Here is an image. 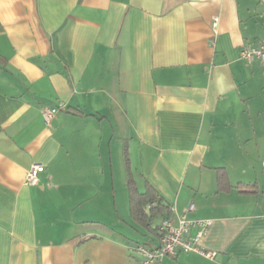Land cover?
I'll use <instances>...</instances> for the list:
<instances>
[{"label": "crops", "instance_id": "obj_1", "mask_svg": "<svg viewBox=\"0 0 264 264\" xmlns=\"http://www.w3.org/2000/svg\"><path fill=\"white\" fill-rule=\"evenodd\" d=\"M260 41L263 0H0V264H138L182 213L214 255L158 264H264ZM130 182L169 209L135 220Z\"/></svg>", "mask_w": 264, "mask_h": 264}, {"label": "built area", "instance_id": "obj_2", "mask_svg": "<svg viewBox=\"0 0 264 264\" xmlns=\"http://www.w3.org/2000/svg\"><path fill=\"white\" fill-rule=\"evenodd\" d=\"M264 11V0H263ZM217 17L213 18V24L216 23ZM241 56L246 60L254 58L259 59L264 68V41L256 44L245 43L241 47ZM64 106L62 101H58L55 105L43 108L41 114L45 122L55 114L58 108ZM43 170V164L34 163L26 171L25 182L35 183L37 181L38 173ZM193 208V203L187 206L186 211L189 212ZM208 219L190 220L186 213L179 214L177 222L172 223L170 219H163L157 227V240L154 244L147 247L144 244H138L135 250L141 255L138 264H158L164 256H173L179 249L183 251H197L201 254L212 257L213 250H206L198 245L199 238L204 234L205 228L208 225ZM191 224L199 226V230L193 237H186L184 234Z\"/></svg>", "mask_w": 264, "mask_h": 264}, {"label": "trees", "instance_id": "obj_3", "mask_svg": "<svg viewBox=\"0 0 264 264\" xmlns=\"http://www.w3.org/2000/svg\"><path fill=\"white\" fill-rule=\"evenodd\" d=\"M218 180L220 186H226L224 172L220 168H218ZM129 200L132 217L145 226L150 224L154 217L169 209V205L164 203L155 192L149 189L140 192L131 182L129 185ZM153 201L154 204L151 205L150 203Z\"/></svg>", "mask_w": 264, "mask_h": 264}, {"label": "rangeland", "instance_id": "obj_4", "mask_svg": "<svg viewBox=\"0 0 264 264\" xmlns=\"http://www.w3.org/2000/svg\"><path fill=\"white\" fill-rule=\"evenodd\" d=\"M133 176H134V178H136L137 177V175H135V173L133 172ZM115 178H116V181H115V186H117V184H118V182H117V176H115ZM139 184H138V186L140 187V189H142V185L140 184V181L138 182Z\"/></svg>", "mask_w": 264, "mask_h": 264}]
</instances>
